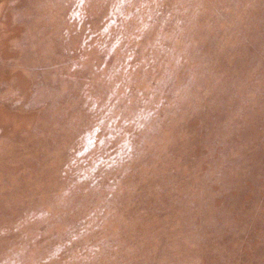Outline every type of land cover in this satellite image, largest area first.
I'll return each mask as SVG.
<instances>
[{
	"label": "rangeland",
	"instance_id": "obj_1",
	"mask_svg": "<svg viewBox=\"0 0 264 264\" xmlns=\"http://www.w3.org/2000/svg\"><path fill=\"white\" fill-rule=\"evenodd\" d=\"M0 264H264V0H0Z\"/></svg>",
	"mask_w": 264,
	"mask_h": 264
}]
</instances>
